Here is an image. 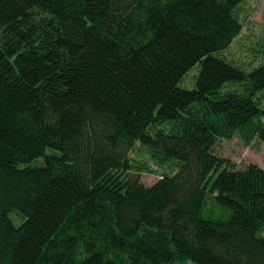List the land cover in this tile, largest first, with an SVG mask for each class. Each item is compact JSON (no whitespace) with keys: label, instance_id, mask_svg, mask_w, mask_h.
I'll return each instance as SVG.
<instances>
[{"label":"trees","instance_id":"1","mask_svg":"<svg viewBox=\"0 0 264 264\" xmlns=\"http://www.w3.org/2000/svg\"><path fill=\"white\" fill-rule=\"evenodd\" d=\"M244 1L0 0V264H264V167L214 152L264 142Z\"/></svg>","mask_w":264,"mask_h":264},{"label":"rangeland","instance_id":"2","mask_svg":"<svg viewBox=\"0 0 264 264\" xmlns=\"http://www.w3.org/2000/svg\"><path fill=\"white\" fill-rule=\"evenodd\" d=\"M240 15L243 29L226 50L225 55L233 63L240 64L246 69L264 61V0H245L242 9L240 8ZM199 68V65H196L183 78L181 86L193 87ZM214 152L229 158L237 165V168H243L249 163L264 167V142L259 139L246 143L239 133L230 138H218ZM153 169L155 171L147 170L141 174L142 182L147 186L160 179V168ZM164 171L172 172L169 168L161 167V172Z\"/></svg>","mask_w":264,"mask_h":264}]
</instances>
